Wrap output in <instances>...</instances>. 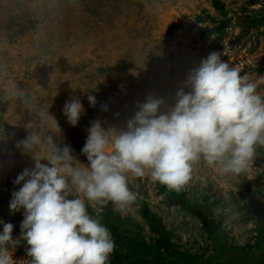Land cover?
Instances as JSON below:
<instances>
[{"label":"rangeland","instance_id":"rangeland-1","mask_svg":"<svg viewBox=\"0 0 264 264\" xmlns=\"http://www.w3.org/2000/svg\"><path fill=\"white\" fill-rule=\"evenodd\" d=\"M215 1L0 0V220L13 224V239L20 237L23 219V209H9L12 192L21 186L14 180L34 166L31 155L17 144L33 128L39 131L40 108L44 126L54 129L57 123V145L68 146L87 164L81 149L92 121L120 128L149 94L171 103L189 70L212 51L247 75L264 95V0H218L221 10ZM88 95L95 96L94 107ZM73 98L84 108L75 126L63 114L65 102ZM32 102L35 109L25 107ZM245 181L264 210V147H257L239 176L220 174L200 162L184 185L194 202L210 198L233 246L254 242L252 214L242 207L247 202ZM163 186L147 174L132 177L129 188L136 193L135 202L123 210L112 204V211L151 238L139 211L145 204L183 250L200 253L205 247L200 224L168 205ZM88 211L97 215L102 208ZM27 248L23 240L15 247L16 264L31 259Z\"/></svg>","mask_w":264,"mask_h":264},{"label":"clouds","instance_id":"clouds-1","mask_svg":"<svg viewBox=\"0 0 264 264\" xmlns=\"http://www.w3.org/2000/svg\"><path fill=\"white\" fill-rule=\"evenodd\" d=\"M87 99L94 107L95 96ZM136 106L120 128L91 122L81 149L87 164L68 146L57 145V123L54 129L44 126L40 108L39 131L33 128L17 144L31 155L34 166L16 176L14 183L21 186L9 202L11 211L23 209L20 237L13 239V224L0 220V264H16L12 253L21 240L31 258L26 264H110L115 241L89 207L111 202L125 209L137 198L129 188L130 178L146 174L179 191L200 162L220 174L239 176L247 171L257 147H264V95L216 51L189 70L171 103L149 94ZM83 112L78 98L63 106L72 126Z\"/></svg>","mask_w":264,"mask_h":264},{"label":"trees","instance_id":"trees-1","mask_svg":"<svg viewBox=\"0 0 264 264\" xmlns=\"http://www.w3.org/2000/svg\"><path fill=\"white\" fill-rule=\"evenodd\" d=\"M214 7L222 9L218 0L214 2ZM217 30L218 33L222 32L221 27ZM243 185L247 202L242 207L253 217L252 244L233 246L230 243L222 220L213 213L214 204L209 197L194 202L186 196L184 186L179 191L163 186V191L168 193V205L179 207L185 215L193 217L200 224L201 235L205 241L203 251L191 254L183 250L161 218L152 213L145 204H142L139 211L151 238L143 237L140 227L129 219H121L112 211V203L108 202L97 215L115 241L110 264H264V210L250 184L245 181Z\"/></svg>","mask_w":264,"mask_h":264}]
</instances>
